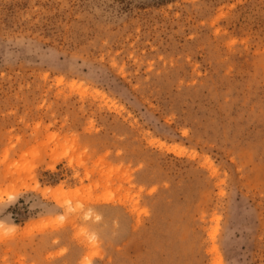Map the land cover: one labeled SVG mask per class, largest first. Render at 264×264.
Wrapping results in <instances>:
<instances>
[{
    "label": "rangeland",
    "instance_id": "1",
    "mask_svg": "<svg viewBox=\"0 0 264 264\" xmlns=\"http://www.w3.org/2000/svg\"><path fill=\"white\" fill-rule=\"evenodd\" d=\"M0 193V264H264V0H0Z\"/></svg>",
    "mask_w": 264,
    "mask_h": 264
},
{
    "label": "clouds",
    "instance_id": "2",
    "mask_svg": "<svg viewBox=\"0 0 264 264\" xmlns=\"http://www.w3.org/2000/svg\"><path fill=\"white\" fill-rule=\"evenodd\" d=\"M19 196L8 195L5 197L0 193V239L13 237L20 228L13 219L12 214L4 215L7 208L17 203Z\"/></svg>",
    "mask_w": 264,
    "mask_h": 264
},
{
    "label": "bare ground",
    "instance_id": "3",
    "mask_svg": "<svg viewBox=\"0 0 264 264\" xmlns=\"http://www.w3.org/2000/svg\"><path fill=\"white\" fill-rule=\"evenodd\" d=\"M103 203V202H102ZM108 203V202H107ZM109 203H113V202H109ZM47 223V222H46ZM34 225H36V224H34ZM46 225H48V224H45V226H44V224H42V227L44 226V228H46ZM50 226V225H49ZM30 227L32 228V226L30 225ZM36 227V226H35ZM26 230V229H25ZM35 230V228L33 229V231ZM40 230H42V229H40ZM40 230L39 231H37V233L38 232H40ZM45 230V229H44ZM27 231V230H26ZM32 231V232H33ZM28 233H29V230H28ZM31 233V232H30ZM30 235V234H29Z\"/></svg>",
    "mask_w": 264,
    "mask_h": 264
}]
</instances>
